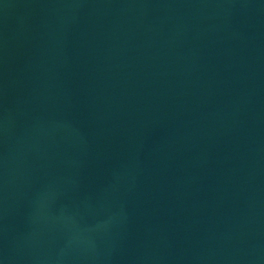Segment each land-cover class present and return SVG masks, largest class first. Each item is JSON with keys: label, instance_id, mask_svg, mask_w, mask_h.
Returning a JSON list of instances; mask_svg holds the SVG:
<instances>
[{"label": "water", "instance_id": "obj_1", "mask_svg": "<svg viewBox=\"0 0 264 264\" xmlns=\"http://www.w3.org/2000/svg\"><path fill=\"white\" fill-rule=\"evenodd\" d=\"M0 264H264V0H0Z\"/></svg>", "mask_w": 264, "mask_h": 264}]
</instances>
